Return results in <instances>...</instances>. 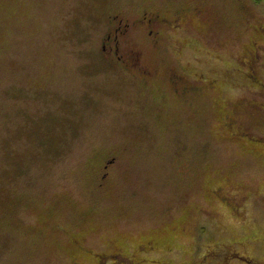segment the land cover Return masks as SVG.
<instances>
[{
    "label": "rangeland",
    "instance_id": "374dc122",
    "mask_svg": "<svg viewBox=\"0 0 264 264\" xmlns=\"http://www.w3.org/2000/svg\"><path fill=\"white\" fill-rule=\"evenodd\" d=\"M152 9L187 22L131 26L141 77L102 40ZM152 236L140 264H264V2L0 0V264H133Z\"/></svg>",
    "mask_w": 264,
    "mask_h": 264
},
{
    "label": "flooded vegetation",
    "instance_id": "af4514ba",
    "mask_svg": "<svg viewBox=\"0 0 264 264\" xmlns=\"http://www.w3.org/2000/svg\"><path fill=\"white\" fill-rule=\"evenodd\" d=\"M197 13H202L199 7H195ZM182 10L174 11L172 15H166L161 12L159 9H152L149 11L142 12L141 16L136 17L130 21L129 19H124L119 16L116 22H113V25L110 27L109 31L105 34L104 39L102 40V51L104 53V58L108 60L111 64H122L128 69H132L136 74L141 77H150L153 74V69L147 65L146 60L144 59L145 51L142 49L135 50L130 44L131 40H138L139 37H133L129 35L128 31L131 29V26H140L144 27L147 31L150 42L152 46L158 47L161 35L163 34L161 26L169 25L171 27H176L182 29V23H186V13L181 14ZM113 18L110 19L112 21ZM138 24V25H137ZM145 60V62H144ZM137 69V70H136ZM172 80L174 83H177L176 79L181 80L184 75L176 72L171 73ZM111 164L105 163V170L100 175L99 185L103 189V184L107 181L109 176V171L107 170ZM137 241V240H136ZM165 240L159 239L155 236L139 239L138 242L133 243L132 249L129 248L125 253L121 247L117 246V250L121 253L118 256L129 257L133 260V264H140L145 261L155 262L157 259H150L146 256L149 253L154 252L157 247L164 246ZM95 253V252H94ZM110 256H116V254H109ZM101 254L95 253L97 258L94 264H99ZM146 256V257H144ZM74 264H78L75 262Z\"/></svg>",
    "mask_w": 264,
    "mask_h": 264
},
{
    "label": "trees",
    "instance_id": "16d2710c",
    "mask_svg": "<svg viewBox=\"0 0 264 264\" xmlns=\"http://www.w3.org/2000/svg\"><path fill=\"white\" fill-rule=\"evenodd\" d=\"M261 1L264 2V0H261ZM111 16H112V15H111ZM194 40H195V39H194ZM211 242H213V241H210L209 243L207 242V245L209 246ZM78 247H79L80 249H84V248H85L84 244H82V245H81V244H80V245L78 244ZM78 247H77V248H78ZM207 248H208V247H207ZM207 248H206V249H207ZM78 251H79V250H78ZM210 251H211V250H210ZM95 253H98V252H95ZM104 253H106V252H104ZM219 253H220V251H219ZM219 253H218V254H219ZM101 255H102V253H101ZM213 257H214V256H213ZM211 260H212V262H211L212 264H231V262L227 263V262H224L223 260H220V261H217V262H213V258H212ZM242 262H243L244 264H248V263L251 262V259L247 260L248 263H246V262H244V261H242ZM253 263H254V262H253ZM180 264H182V263H180Z\"/></svg>",
    "mask_w": 264,
    "mask_h": 264
}]
</instances>
